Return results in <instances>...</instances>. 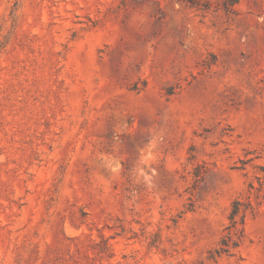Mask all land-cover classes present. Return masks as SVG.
Segmentation results:
<instances>
[{
    "label": "rangeland",
    "instance_id": "1",
    "mask_svg": "<svg viewBox=\"0 0 264 264\" xmlns=\"http://www.w3.org/2000/svg\"><path fill=\"white\" fill-rule=\"evenodd\" d=\"M0 264H264V0H0Z\"/></svg>",
    "mask_w": 264,
    "mask_h": 264
},
{
    "label": "trees",
    "instance_id": "2",
    "mask_svg": "<svg viewBox=\"0 0 264 264\" xmlns=\"http://www.w3.org/2000/svg\"><path fill=\"white\" fill-rule=\"evenodd\" d=\"M240 0H229V2L231 3V4H236V3H238ZM235 214H236V212L234 213V214H232V217L231 218H233L234 216H235ZM223 252H225L222 248L218 251V254H221V253H223Z\"/></svg>",
    "mask_w": 264,
    "mask_h": 264
}]
</instances>
